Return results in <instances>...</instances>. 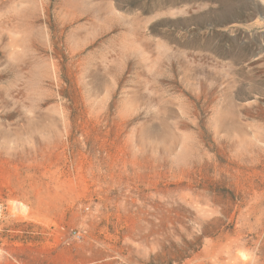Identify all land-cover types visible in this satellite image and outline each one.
Segmentation results:
<instances>
[{"label": "rangeland", "instance_id": "obj_1", "mask_svg": "<svg viewBox=\"0 0 264 264\" xmlns=\"http://www.w3.org/2000/svg\"><path fill=\"white\" fill-rule=\"evenodd\" d=\"M0 264H264V0H0Z\"/></svg>", "mask_w": 264, "mask_h": 264}]
</instances>
